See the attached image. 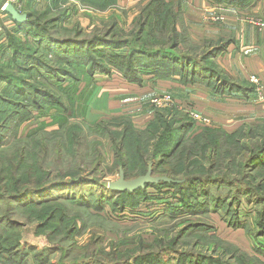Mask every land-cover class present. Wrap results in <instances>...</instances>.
<instances>
[{
  "label": "rangeland",
  "instance_id": "obj_1",
  "mask_svg": "<svg viewBox=\"0 0 264 264\" xmlns=\"http://www.w3.org/2000/svg\"><path fill=\"white\" fill-rule=\"evenodd\" d=\"M111 1L113 3L108 6ZM149 1L151 0H103L90 4L83 0H62L56 9H49L51 15L45 16L41 15L49 5L37 9L30 8L26 2H20L18 9L20 13L22 10L34 12L36 16L39 15L41 22L49 17H58L64 12V22L54 33L56 37L76 36L87 40L100 36L107 40H131L138 26L148 19L146 6ZM203 1L204 7L197 2L188 5V0H167L172 6L171 15L177 17L168 19L164 39L170 38V26L175 24L179 42L176 54L198 56V45L202 40L217 39L202 33L208 29L197 30L198 23L203 24V27L216 29L235 20L247 23L264 36V0H245V4L249 2L245 7H236L227 2L217 3L215 0ZM177 6H180V15ZM183 6L185 10L189 6L192 9L184 14ZM151 21L150 19L149 26L144 29L145 34L151 31ZM152 34L161 35L156 29ZM221 38L234 40L231 36ZM157 46L155 44V48ZM161 48L168 50V46ZM114 53L124 57L129 53V47L114 50ZM7 59L8 56L0 59V63H5ZM99 62L103 68L110 70L106 61ZM220 62L216 59L213 63L221 68ZM51 65L65 70L67 74H59L56 81L43 78L32 81L36 89L54 97L55 105L46 104L47 108L41 111L28 107L32 114L23 120V115L12 118L3 116L0 120V186L9 182L10 166L16 163L17 157L32 153L36 155V159H41L50 172L47 177L49 181L59 180V176H65L66 181L78 176L89 182L99 179L107 187V183L118 179L119 172V168L114 169L116 166H113L114 147L121 145L113 132L122 130L121 126H117L120 122L116 118H128L136 131L144 130L156 116H162L163 121L170 122L172 128L192 123L191 130L182 135V147H188L185 144L204 127L218 128L232 134L240 126L237 121L249 112L264 113L261 105L255 101L249 103L248 99L253 96L255 98V86L249 82L251 77L256 78L262 87L259 77L255 75L243 80L253 87V94L246 100L216 95L205 83H195L209 89L212 95L226 104L227 108L221 112L225 118L214 120L191 104L188 95H192L193 90L187 86L194 84H183L177 80H153L145 75L140 76L142 80L137 84L123 79L117 71L97 68L98 65L93 72H89L87 62L72 67L51 60ZM6 71L13 73L11 70ZM181 89L184 91L181 96L174 95L172 90L182 93ZM164 96L169 99L161 106L151 103L153 99ZM191 113L207 119L209 125L193 122ZM261 119L264 118L259 117L257 124L264 125V120ZM96 125H99V129ZM107 132L110 135H106ZM138 145L144 147L142 144ZM230 153L228 155L231 157L233 152ZM197 156L200 157V153ZM183 157L173 159L176 168L188 169L191 176L198 180H206V176H209L217 178V182H200L193 184L191 188L147 187L143 196L130 198L124 203L112 194H107L104 198L101 184L92 183L26 195L15 202L6 203L0 199V220L3 221L0 224V237L6 239L13 234L19 235L23 249L32 248L34 253L49 244L62 246L68 253L67 257L87 261L89 264H94L96 259L102 264H140V261L133 260L146 255L152 259L158 254L162 264H184L179 259L180 256L192 257L193 264H264L262 253L255 251L258 244L264 243V171L258 168L246 171L244 166L240 168L239 157L233 163H227L226 168L224 163L210 168L207 157L196 163H187L186 157ZM94 158L102 159V166L97 171L91 164ZM160 172L161 169L156 171L158 174ZM153 175L165 176L166 173ZM130 179L133 178L128 180ZM181 179L183 178H176ZM32 184L25 185L30 188ZM26 186H22L21 190ZM79 196L90 201L99 196L103 203L99 207L95 204L87 207L67 203L65 200ZM107 200L112 203L105 205ZM185 203L201 209L183 213ZM48 217L52 221L45 223ZM7 222L17 226L12 230H5L3 226ZM68 222L70 224L67 226ZM68 230L71 232L69 236ZM156 241L161 242L158 249ZM114 248L119 250H116L119 252L117 255L123 251L126 256V252H130V255L137 258L132 260L123 256L110 261L109 256ZM33 251L27 255L28 264H35ZM49 257L48 264H57L59 253H52Z\"/></svg>",
  "mask_w": 264,
  "mask_h": 264
},
{
  "label": "trees",
  "instance_id": "obj_2",
  "mask_svg": "<svg viewBox=\"0 0 264 264\" xmlns=\"http://www.w3.org/2000/svg\"><path fill=\"white\" fill-rule=\"evenodd\" d=\"M61 1L48 0L49 6L41 16L48 15L49 9H56ZM83 1L97 4L103 0ZM215 1L217 3L227 2L236 7L249 5V2L245 4V0ZM20 2L22 3L21 0ZM112 3L113 1L108 6ZM169 7L170 3L167 0L149 1L146 6L148 19L138 26L133 36L134 38H132L133 40H107L100 36L87 40L78 39L76 36L72 38L56 37L54 33L57 32L56 28H59L64 22V12L58 17H49L45 22H41L39 15L36 16L34 12L29 13L27 12L28 10H22L21 13L26 15V20L22 24L14 23L4 13L14 23V27L11 30H7L5 27L2 28L5 45L0 44V59L2 60L7 56L8 59L5 63H0V85H2L0 88V120H2L3 116L12 118L20 115H23L21 118L23 120L27 115L32 114L27 109L28 107L41 111L47 108L45 107L46 104L47 106L55 105L54 97L48 92L43 93V91L36 89L32 81L41 78L56 81L60 77L59 74H67L65 70L52 67L51 60L72 67L87 62V66L90 69L89 72H93L97 65V68L102 67L99 61H106L110 70L102 67L104 70L117 71L123 79L125 78L130 80L129 82L137 84L142 80L140 76L145 75L153 80H177L183 84L205 83L207 87L211 88V91L213 90L212 92H215L216 95L220 94V96L226 95L228 97L247 99L249 95L253 94L251 84L244 81H232L217 64L213 63L233 43L231 38H217L215 41L202 40L201 44L198 45V56L178 55L175 53L179 44L175 24L172 23L170 26V38L164 39L168 19L177 17L171 15L172 6ZM177 10L180 15V6H177ZM150 19L152 20L149 29L151 31L145 34L144 29L149 26ZM154 29L159 30L161 35L154 36L152 34ZM149 42L150 44L148 45ZM155 44L158 45L156 48ZM164 46H168V50L161 48ZM126 47H129V53L126 56L123 57L114 53V50ZM6 52H8V55H6ZM6 70H11L13 73H8ZM50 75L52 77H49ZM156 117L144 130L137 131L128 118L115 119L119 120L120 123L117 126H121L122 130L113 132L114 137L119 139L121 143V145L114 147L113 166H116L114 169L121 168L125 179H129L144 175L148 167L151 166L153 174L159 175L163 172L166 173V177L174 181H180V183L148 185L133 193H127L110 191L104 183H100L102 181L99 179L89 182L86 178L73 176L66 181L65 176H59V180L49 181L47 177L50 172L42 164L41 159H36V155L32 153H24L17 157L14 165L10 166L9 182L0 186V199L6 203L9 201L15 202L26 195L42 194L66 187H81L86 183H92L101 184L103 189L100 188L101 194L104 198L107 194H112L120 198L124 203L130 198L143 196L147 187L191 188L193 184H199L200 182H217V178L209 176H206V180H198L191 176L192 173L188 169L176 168L173 159L182 156H184L183 159L186 157L187 163H196L207 157V161L210 162V168L223 163L226 168L228 167L227 163H233L239 157L238 164L240 168L244 166L246 171L256 168L264 171V125L242 123L232 134H227L218 128L204 127L189 140V143L185 144L188 147H182V135H186L191 130L192 123L181 124L179 127L172 128L171 123L163 121L164 118L162 116ZM96 128L99 129V125H96ZM106 135H110V133L107 132ZM0 141V145H2V137H0ZM138 144H142L144 147L141 148ZM230 152H233L231 157L228 155H231ZM132 153L134 157H132ZM199 153L200 157L197 156ZM91 164L97 171L102 166V159L94 158V162ZM162 166L165 167L163 168ZM160 169L161 172L159 174L156 173ZM177 177L183 179L176 180ZM29 183H33L30 188L25 185ZM22 186H26L25 189L21 190ZM101 199L100 197L99 200L98 196L95 200L90 201L83 196H79V198L69 197L65 200L67 203H76L87 207L95 204L99 207L103 203ZM108 202L112 203V201L107 200L105 205ZM43 205L49 208L48 205ZM195 209L200 210L201 208L190 206L188 203H185L182 207L183 213L187 211L192 213ZM49 221L52 220L48 217L45 223H49ZM2 222L0 220V224ZM7 223L3 226L5 230H12L17 226V224ZM69 224V222L66 223L67 226ZM69 231L67 233L68 236L71 233ZM20 240L21 236L14 234L6 239L0 237V264H28L29 258L27 255L34 249L27 247L23 249V244L20 243ZM156 242L158 243L156 249H158L161 247V242ZM258 245L255 247V251L259 254L262 253L261 255L264 256V243ZM62 248V246L49 244L43 250L35 253L33 251L32 258L35 260L34 263L48 264L49 256L58 252L57 264H89L87 261H77V259L67 257L68 253ZM113 250L112 255L109 256L110 261H115V257L123 258V251L117 255L119 250L117 248ZM126 253L128 254L124 257L135 259L136 256L130 255V252ZM179 259L184 264H193L194 261L189 256H180ZM136 260L140 261V264L148 263L149 261L152 264H162L159 254L152 259H150L149 255H146V257L141 256L133 261L135 262ZM93 263L102 264L97 259Z\"/></svg>",
  "mask_w": 264,
  "mask_h": 264
},
{
  "label": "crops",
  "instance_id": "obj_3",
  "mask_svg": "<svg viewBox=\"0 0 264 264\" xmlns=\"http://www.w3.org/2000/svg\"><path fill=\"white\" fill-rule=\"evenodd\" d=\"M22 3L26 4L30 8L35 7L37 9L44 8L48 6V0H21ZM188 5H193L197 2L202 7L205 6L203 0H188ZM4 1L0 0V9ZM189 8H182V11L185 14V11L189 13ZM18 10V9H17ZM20 12V11H19ZM234 22L224 23L223 27L211 29L203 27V24L198 23L199 28L197 30L204 31L205 36L211 38H221V37H233V43L227 48V50L217 57L218 61H221L219 66L227 74V76L232 81L237 80H247L249 76L255 75L258 76L261 82L262 87L264 88V41L262 34H259L256 29L251 26L243 24V22ZM11 30L14 27V23L10 21L4 12L0 11V44L5 45L4 33L2 28ZM194 31V30H193ZM195 33V32H194ZM201 34V33H198ZM2 87V85H1ZM188 89H192V95H188L191 99L196 110L198 109L202 114L207 115L209 118L214 120L224 119L225 115L221 112L225 111L226 104L218 100L217 97L211 94L210 90L199 85L194 84L193 86H187ZM187 89V90H188ZM174 95L181 96L182 93H177V91L172 90ZM195 91V92H194ZM187 92V91H186ZM249 99V103L256 102L254 96ZM237 100H244L239 98ZM246 100V99H245ZM257 103V102H256ZM190 104V105H191ZM258 104V103H257ZM247 117V118H243ZM240 118L237 123H246V122H255L257 123L260 118H264V113H255L249 112L245 116ZM264 120V119H261ZM260 120V121H261ZM55 264V263H53Z\"/></svg>",
  "mask_w": 264,
  "mask_h": 264
},
{
  "label": "water",
  "instance_id": "obj_4",
  "mask_svg": "<svg viewBox=\"0 0 264 264\" xmlns=\"http://www.w3.org/2000/svg\"><path fill=\"white\" fill-rule=\"evenodd\" d=\"M3 12L8 15L14 23L22 24L26 20V15L20 13L11 4H7ZM159 183H174L178 184L180 181H174L165 176H154L151 170V166L148 167L144 175L138 176L133 179H125L123 171L119 169L118 179L113 182L107 183V189L113 192H127L133 193L139 189L148 185H157Z\"/></svg>",
  "mask_w": 264,
  "mask_h": 264
},
{
  "label": "built area",
  "instance_id": "obj_5",
  "mask_svg": "<svg viewBox=\"0 0 264 264\" xmlns=\"http://www.w3.org/2000/svg\"><path fill=\"white\" fill-rule=\"evenodd\" d=\"M3 1L4 3L0 9L1 12H3V9L7 4H11L16 9H18V6L20 4V0H3ZM249 82L255 86L254 95L256 102L259 105H261L262 108L264 109V89L260 86L258 80L254 77H251ZM168 99L169 98L167 96H164L161 99H153L151 103L156 106H161V104L167 102ZM190 118L192 119L193 122L203 123V125H209V121L207 119L202 118L200 115L196 113H191Z\"/></svg>",
  "mask_w": 264,
  "mask_h": 264
}]
</instances>
